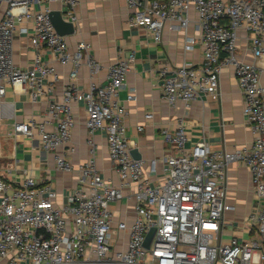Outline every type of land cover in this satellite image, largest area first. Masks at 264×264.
<instances>
[{"label":"built area","instance_id":"2783aa9c","mask_svg":"<svg viewBox=\"0 0 264 264\" xmlns=\"http://www.w3.org/2000/svg\"><path fill=\"white\" fill-rule=\"evenodd\" d=\"M6 3L0 20V97L6 85L20 86L34 95L44 93L43 80L56 75L53 65L42 59L43 48L50 50L61 64L73 63L70 79L77 77L86 41L70 52L65 36L53 25L51 9L44 4L59 0H1ZM80 0H62L65 20L78 21ZM42 4L40 10L34 4ZM128 23L148 31L160 42L162 31L187 32L191 10L199 37L187 36L185 47L200 44L203 60L198 64L164 65L159 71L162 97L171 106L183 101L187 106L196 99L221 98V74L232 65L243 95V114L252 126L251 146L232 151L213 150L205 140L187 148V133L182 125L166 139L176 153L162 159H135L132 141L127 136V109L119 98L135 60V51L109 67L107 83H91L87 92L67 84L62 100L49 103L46 115L14 123L16 136H38L41 147L54 153L56 168L78 172V184L62 207L50 184L38 186L32 176L14 186L0 175V264H264V0H127ZM34 23L31 45L36 54L33 65L23 69L13 60V41L18 23ZM241 31L245 36H240ZM245 41L239 47V40ZM243 50L255 59L247 62L237 52ZM92 69L98 63L89 58ZM135 99L134 91L127 101ZM84 101L87 111L89 142L102 130L107 134L109 158L116 167L120 186L101 177L95 161L77 167L69 160L76 148L70 145L75 124L73 103ZM0 102V110L2 109ZM147 120L154 117L146 113ZM51 128V129H50ZM138 131L144 125H138ZM63 148L62 153L58 149ZM240 162L250 171L260 209L251 213L245 228L256 238H221L223 218L233 207L227 203V171ZM162 167L160 170L159 167ZM132 188L136 217L118 228L129 232L128 247L110 257L113 236L112 202ZM155 232L149 248L144 245L149 231Z\"/></svg>","mask_w":264,"mask_h":264},{"label":"crops","instance_id":"0c3cea01","mask_svg":"<svg viewBox=\"0 0 264 264\" xmlns=\"http://www.w3.org/2000/svg\"><path fill=\"white\" fill-rule=\"evenodd\" d=\"M43 6L52 12H61L65 20L66 7L62 0ZM6 7V3L0 0V20L4 17ZM41 7L42 4L33 5L35 10ZM76 14L78 21L72 23L74 32L65 35L70 52L74 53L81 41L90 45L82 53L77 77L70 79L73 63L61 64L50 50L43 48V61L56 69L55 76L50 75L43 80L44 93L34 95L23 87L6 85L5 94L0 97L3 104L0 110V175L6 181L19 187L26 176H32L38 186L50 184L56 191V205L62 207L66 204L69 193L78 184V172L58 170L54 153L42 149L38 136H16L14 123L31 118L41 120L51 101L62 100L70 82L81 92H87L91 83L105 85L110 65L125 58L131 51H135V60L119 98L127 109V136L142 159L160 160L166 155L175 154V145L166 139V135H174L180 125L188 136L187 148L201 140L208 142L213 150L232 151L237 147L251 146L253 130L243 114V95L232 65L226 66L221 74V98L218 101L203 97L192 101L189 106L183 101L171 106L162 97L159 71L164 65L175 67L184 63L198 64L203 60L200 44H195L190 50L185 47L187 36L199 37L193 10L186 33L164 28L160 42H155L145 29L129 25L127 0H80ZM33 29L34 23L28 19L17 24L12 53L15 65L23 69L30 68L35 59L36 50L31 45ZM239 35L243 37L245 32L241 31ZM244 43L241 38L239 47ZM237 55L247 62H255L253 56L241 49ZM89 58L98 63L97 70L92 69ZM256 64L264 67L263 61H256ZM130 91H134L135 99L127 101ZM73 110L75 124L70 145L76 150L69 160L77 167L93 159L101 177L116 187L120 186L115 164L109 158L106 132L96 131L92 145L89 142L85 102L73 103ZM150 112L154 117L147 120L145 115ZM140 124L144 125L141 132L137 129ZM62 151L63 148H60L57 152ZM227 182L226 199L233 208L224 215L219 242H226L232 236L241 240L254 239L255 235L245 228V222L261 206L253 189L250 171L240 162L232 163L227 171ZM132 192V188L124 189V196L110 205L113 213L112 259L117 251H125L128 247L129 232L120 230L118 224L126 222L130 225L136 217V202ZM113 264L119 263L113 261Z\"/></svg>","mask_w":264,"mask_h":264},{"label":"water","instance_id":"95a60500","mask_svg":"<svg viewBox=\"0 0 264 264\" xmlns=\"http://www.w3.org/2000/svg\"><path fill=\"white\" fill-rule=\"evenodd\" d=\"M51 18H52V22L53 25L55 26L56 31L60 34V35H67L70 33L74 32V26L71 22H67L63 19V16L61 14V12H51ZM132 156L135 159H141L142 156L139 153L138 149H132L131 151ZM155 229L152 228L149 233L146 236L144 245L146 248H149L150 246V242L152 240V237L154 235Z\"/></svg>","mask_w":264,"mask_h":264}]
</instances>
